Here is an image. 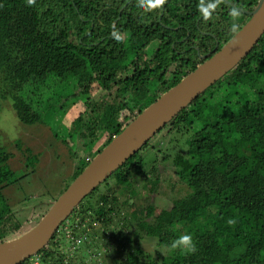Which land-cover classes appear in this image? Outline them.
<instances>
[{
    "label": "trees",
    "instance_id": "obj_1",
    "mask_svg": "<svg viewBox=\"0 0 264 264\" xmlns=\"http://www.w3.org/2000/svg\"><path fill=\"white\" fill-rule=\"evenodd\" d=\"M258 2L144 0L142 7L141 0H0V110L11 98L22 123L62 127L64 143L71 139L81 152H74V181L142 111L225 46L250 19L242 10ZM76 98L87 114L67 126L64 105ZM11 156L0 148V243L40 220L18 217L2 191ZM141 177L151 183L143 199L134 188ZM170 178L177 198L155 215L158 188ZM125 206L132 211L123 218ZM113 215L122 217V228L107 244L117 240L122 248L112 264H264V34L21 264H73L77 248L71 257L66 246L79 236L88 248L99 235L91 227H109ZM181 235H190L194 251L172 247ZM143 239L156 242L153 251L141 249Z\"/></svg>",
    "mask_w": 264,
    "mask_h": 264
},
{
    "label": "rangeland",
    "instance_id": "obj_2",
    "mask_svg": "<svg viewBox=\"0 0 264 264\" xmlns=\"http://www.w3.org/2000/svg\"><path fill=\"white\" fill-rule=\"evenodd\" d=\"M36 72L37 75L43 77L44 65L40 64ZM12 104L11 98L4 99L0 110V148L12 154L4 166V169L12 172V175L3 180L2 191L11 209L18 217L25 219L34 215L41 220L53 203L74 182L73 176L79 163L74 152L79 155L81 152L78 149L79 145L72 142L71 139L64 143L63 137H66L67 133L58 125L55 127L54 125L50 126L49 123L32 125L22 123ZM64 107L66 109L64 122L67 126H71L79 112L87 114V110L79 98L68 101ZM57 128L59 131L61 130L59 134L55 133ZM170 139L171 137L166 138L159 148L163 150L166 141H170ZM162 157L163 153L159 154L158 164L163 162ZM149 168H152V165ZM149 177L152 179V176ZM163 178L169 179L165 175ZM173 181L170 178V182L160 184L157 197L154 199L155 215L169 208L177 198L176 193L169 185ZM150 187L151 183L143 177L134 181V188L141 199L151 193ZM131 211L130 207L125 206V209H122V217H130ZM113 217V223L109 227H105L101 223L91 227L90 231L99 235L93 242L89 239L90 246L88 248L79 236L75 237V244L66 246L67 249L65 248V250L70 251L71 257L73 250L77 248V255L73 264H112V259L117 256L116 250L122 248L117 244V240L114 245L107 244L113 231L116 232L122 228V217L118 215H113ZM68 226L69 224L65 227ZM131 232L130 229L127 231L128 234ZM67 235L72 236L70 229H68ZM123 244V251L125 252L127 245L126 243ZM155 245V241L150 242L145 239L139 243L141 249L146 253L153 251ZM166 253L163 249V254Z\"/></svg>",
    "mask_w": 264,
    "mask_h": 264
},
{
    "label": "water",
    "instance_id": "obj_3",
    "mask_svg": "<svg viewBox=\"0 0 264 264\" xmlns=\"http://www.w3.org/2000/svg\"><path fill=\"white\" fill-rule=\"evenodd\" d=\"M210 5L211 10L212 4ZM242 11L249 15L250 19L225 46L199 64L177 85L163 93L114 137L53 203L35 227L19 237L0 243V264H21L44 249L58 232L61 224L71 216L88 194L122 166L181 110L251 52L264 34V0H259L252 11Z\"/></svg>",
    "mask_w": 264,
    "mask_h": 264
},
{
    "label": "clouds",
    "instance_id": "obj_4",
    "mask_svg": "<svg viewBox=\"0 0 264 264\" xmlns=\"http://www.w3.org/2000/svg\"><path fill=\"white\" fill-rule=\"evenodd\" d=\"M141 6H144V0H141ZM211 5H209L210 7ZM207 11V9H205ZM236 13H233V18L235 19ZM231 30L233 32H236L238 30V26L236 23L231 24ZM119 37H117L118 39ZM231 223V221H230ZM172 247H181V248H186L188 251H194L195 250V245L192 243L190 235H181L178 237L176 240L172 242Z\"/></svg>",
    "mask_w": 264,
    "mask_h": 264
},
{
    "label": "built area",
    "instance_id": "obj_5",
    "mask_svg": "<svg viewBox=\"0 0 264 264\" xmlns=\"http://www.w3.org/2000/svg\"><path fill=\"white\" fill-rule=\"evenodd\" d=\"M32 264H39V261L35 260Z\"/></svg>",
    "mask_w": 264,
    "mask_h": 264
}]
</instances>
